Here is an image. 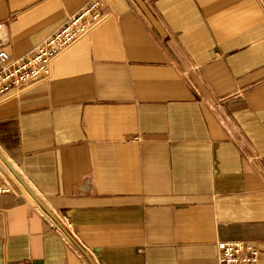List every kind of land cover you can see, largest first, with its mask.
<instances>
[{"label": "crops", "instance_id": "crops-1", "mask_svg": "<svg viewBox=\"0 0 264 264\" xmlns=\"http://www.w3.org/2000/svg\"><path fill=\"white\" fill-rule=\"evenodd\" d=\"M91 0H0L25 56ZM0 100V264H264V0H100Z\"/></svg>", "mask_w": 264, "mask_h": 264}, {"label": "built area", "instance_id": "built-area-1", "mask_svg": "<svg viewBox=\"0 0 264 264\" xmlns=\"http://www.w3.org/2000/svg\"><path fill=\"white\" fill-rule=\"evenodd\" d=\"M100 0H91L78 12L66 18L49 35L44 37L22 57L11 58L0 40V100L12 89L50 76V62L66 49L77 37L89 32L100 20ZM12 191L0 173V194ZM259 250L248 242L240 240L223 241L220 244L218 264H258Z\"/></svg>", "mask_w": 264, "mask_h": 264}]
</instances>
